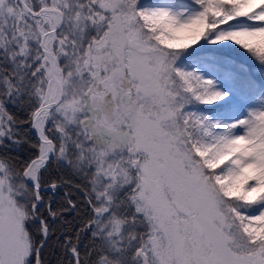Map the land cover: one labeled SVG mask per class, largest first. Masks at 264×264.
Instances as JSON below:
<instances>
[{"label":"snow or ice","instance_id":"obj_1","mask_svg":"<svg viewBox=\"0 0 264 264\" xmlns=\"http://www.w3.org/2000/svg\"><path fill=\"white\" fill-rule=\"evenodd\" d=\"M0 264H264V0H0Z\"/></svg>","mask_w":264,"mask_h":264},{"label":"trees","instance_id":"obj_2","mask_svg":"<svg viewBox=\"0 0 264 264\" xmlns=\"http://www.w3.org/2000/svg\"><path fill=\"white\" fill-rule=\"evenodd\" d=\"M233 55H235V54H233Z\"/></svg>","mask_w":264,"mask_h":264}]
</instances>
